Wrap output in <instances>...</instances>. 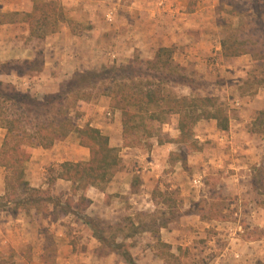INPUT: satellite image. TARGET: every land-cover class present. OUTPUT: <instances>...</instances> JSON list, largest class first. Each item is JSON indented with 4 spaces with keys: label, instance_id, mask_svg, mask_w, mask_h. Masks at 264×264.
Listing matches in <instances>:
<instances>
[{
    "label": "rangeland",
    "instance_id": "374dc122",
    "mask_svg": "<svg viewBox=\"0 0 264 264\" xmlns=\"http://www.w3.org/2000/svg\"><path fill=\"white\" fill-rule=\"evenodd\" d=\"M169 1L178 5L176 16L183 14L192 18V29L189 33L191 42H187L188 44L185 42V45L189 46L193 42L198 45V51L202 52L198 55L192 54L188 59L185 58V63L183 59L178 58L184 51H178V47H172L170 50L172 54L176 55V59L172 58L173 64L181 66L179 62L181 60L182 65H186L185 70L181 73L188 79V84L193 89L192 96L214 97L217 100L215 107L221 108L223 113H226L227 117L233 121L243 123L237 127V130L240 131H235L227 139H224V145L213 138H207L204 141L195 138L198 144L203 141L202 143L205 145L213 146L211 143L213 142L222 152L226 151L225 154L221 155L223 156V160L220 162L222 167H217L215 161L209 162L214 158L221 157L210 154V152H205L202 157L195 152L182 150L183 153H190L191 155V164L187 168L185 167L184 173L178 171L179 165L176 166L171 158L164 174L158 181L157 191L152 196L153 202L155 200L154 203L157 204L150 212L149 209L137 211L136 205H134L136 201L127 199L132 195L131 191L127 189L128 184L135 176L134 173H129L123 178L122 191L120 190L126 194H117L119 196V199L116 200L118 203L112 201L110 205L113 204V206L107 209H105L104 204L98 208L93 206L89 209L93 213L92 217L88 218L92 221L90 227L83 223L85 218L81 215L87 205L85 202H80L79 198L77 199L78 191L71 187L65 192L59 185H54L52 180L57 168L45 169L43 173L45 172L47 175L45 181L47 185L41 191H45L43 196L50 198V204L46 206L49 208L56 207L55 210L59 213L57 216L59 221L57 226L51 227L50 223L39 221L40 217L33 214L30 215L29 219L38 229L43 231L47 264H55L53 257L57 251L55 240L58 237L59 256L72 257L74 259L72 264H126L121 256L112 252L108 243L112 241L123 245L136 264H255L254 261L250 260V262L247 260L240 261L239 258L234 257V254L238 253L244 257L248 255L242 242L247 241L248 237L264 240V228L260 227L264 225V141L260 135L251 133L254 118L261 109H264V73H260L257 69L254 75L250 76L254 65L253 62L250 64L248 56L242 59L232 61L226 59L224 62H220L221 58L215 55L214 49L224 33V25L221 21L228 19L229 4L227 0ZM236 1L244 5L243 9H249V11L259 4L252 0ZM99 2L98 6L103 4L105 7L96 9L95 19L99 24L95 28L99 33H106L107 35L111 33L113 25L116 24L113 22V25H109L108 10L112 11L113 15L115 14V21L122 17L125 18L126 10L112 6L113 3L106 2V0H99ZM110 2L117 3L116 0H110ZM58 5L64 19L57 23L56 30L66 26L72 33L83 34L90 27H94V24L77 23L70 20L69 11L66 7H63L60 2ZM135 27L134 24L131 27L132 30H136ZM210 41H213L211 44L213 48L209 46ZM33 45L34 49L40 52L41 42H35ZM180 47L183 48V46ZM186 55L189 54L186 53ZM127 59L124 56H118V58L113 59V62L109 60L106 64L96 65L95 69L80 70L75 73L95 71L99 74L98 71L100 70L122 68L115 75L122 78V83L130 88L133 84L140 89L144 88L146 84L157 83L151 77L157 78L159 74L153 72L151 63L144 62L147 59H141L136 52L132 55L130 62ZM133 60L136 62L133 63ZM31 61H35V63L29 70L22 68L20 63L22 61L0 62V81L13 85L15 90L20 93H25V88L22 85L25 78L34 79L43 64V61L40 62L39 56H35ZM5 64L9 65L3 66ZM216 64L218 65L215 66ZM209 65H211L210 68ZM14 70H22L24 75L23 73L17 74ZM72 77L73 75L67 76L66 74L59 84V90L65 89ZM254 77L259 81V84ZM167 80V78L162 79L163 82ZM163 84L161 89H164V94L176 95L181 91L178 86L173 87L169 83ZM111 87L106 81H103L82 90L77 97L80 100L78 109L75 108L77 104L74 103V99L69 97L67 99V117L80 118L85 113L86 105L91 108L104 101H109L110 104L107 95L108 90L112 89ZM132 91L137 92L138 90L134 87ZM35 94L38 93L34 92L31 96L37 97ZM115 111L120 114L118 110ZM105 118L108 119L109 117ZM77 121L82 124L83 120L77 119ZM167 122L169 125L163 126L160 122L151 123L147 121L146 128L155 133L153 135L164 133V130L168 131L170 135H174L171 118H168ZM4 133L6 132L4 131ZM73 134L76 136L75 133ZM195 135H198L197 132ZM2 141L3 138H0V146ZM148 141L150 139H148L147 133L141 129L132 138L130 147L144 150L148 148ZM120 166H123L121 159L114 176L116 172L122 169ZM192 179H198L200 185L193 187ZM249 181L252 184H249ZM140 190L139 187L136 188V192ZM163 193H167L166 196H160ZM25 197L29 196L18 191L15 196L8 195V197L0 199V217L2 216L1 212L5 210L16 214L18 206H15V203L20 199H25ZM105 201L104 203H110V199ZM190 205L191 208L188 211L198 212L199 218L196 216L177 217L178 212L181 215ZM41 211L39 210V212ZM41 213L43 214V211ZM72 213L75 214L74 218L71 217ZM168 218L174 220L168 224L166 229L159 230V242H156L155 234L142 232L145 228L156 229L155 225ZM74 221H78L80 224L74 223ZM93 231L99 232L107 240V245L92 240L94 238ZM57 233L59 236L56 235ZM63 239H68L72 248L66 247L67 245L60 241ZM5 255H10L6 258V264H23L19 255L23 256L24 259L29 258L32 255V247L25 240H21L16 252H9Z\"/></svg>",
    "mask_w": 264,
    "mask_h": 264
},
{
    "label": "crops",
    "instance_id": "0c3cea01",
    "mask_svg": "<svg viewBox=\"0 0 264 264\" xmlns=\"http://www.w3.org/2000/svg\"><path fill=\"white\" fill-rule=\"evenodd\" d=\"M39 1H54L58 4L60 2L69 11L68 16L69 19L71 18L70 20L77 23L94 24V27H90L83 34H75L65 26L60 30L47 34L43 40H36L31 37L30 29L24 17L32 12L34 3ZM97 1L99 2V0H0V62L31 61L38 52L34 49L33 44L41 42L39 49L42 54L43 64L37 75L33 76L34 79L25 78L22 84L25 88V93L31 95L37 92L38 94H35L37 96L58 93L59 84L66 74L67 76H71L76 71L95 69L96 65L106 64L109 60L113 62V59L118 58V56H124L130 62L135 52L138 53L141 59L151 60L159 48L178 47V51H184L178 58L183 59L185 63L186 59L191 57L190 55L202 53L198 51V45L193 42L189 46L185 45L187 42H191L189 33L192 29V18L183 14L176 16L178 5L169 0H116L117 3L106 0V2L113 3L111 4L112 6H118L126 10L125 18H119L117 21L114 19L115 14L113 15V12L108 10L109 14H107V18L110 21L109 25H113V22L116 24L113 25L111 33L107 35L106 33H99L97 28H95L99 24L95 19L97 15L96 9L98 7H105L103 4L98 6ZM221 23L224 25L223 21ZM134 24L136 25V30H132L131 28ZM222 39L223 36L220 38V41ZM220 41L214 50L216 52L215 55L221 58L220 62H224L226 59L221 55ZM212 42L210 41L209 43L211 48H213L211 46ZM180 46H183V48ZM186 53L189 55H186ZM173 55V59H176V55ZM246 56L248 55L229 58V60L242 59ZM248 58L251 64L252 60L250 56ZM61 59H63V62H61ZM181 60L179 62L185 69L186 65H182ZM210 67L211 65H209ZM177 86L181 91L175 95L176 97H195L192 96L193 89L190 85L183 84ZM108 102L104 101L98 106L95 105L91 108H88L86 105L85 113L80 118L70 117L75 127L83 128L85 125H88L106 136L109 147L118 151V156H120L119 163L121 159L123 164V166H120L122 169L116 172L115 176L113 175L105 188L88 187L78 190L79 195H77V199L82 196L88 203V206L83 210L81 215L84 218L92 217L93 213L89 209L93 206L98 208L101 204H104L105 209H107L113 206V204L110 205L112 201L118 203L116 201L119 199L117 194H126L121 192L122 180L129 173H134L135 176L133 175L134 177H132V180L128 184L127 189L131 191L132 195H130V199H127L133 202L136 201L134 205H136L137 211L149 209L150 212L156 206L152 200L153 191L157 189L158 181L164 174V170L167 168L171 158L176 163V166L179 165L178 171L184 173L185 167L187 168L191 164V155L190 153H183L182 150L185 152H195L201 156H204L205 152L221 156L226 151L222 152L213 142H211L213 146H207L202 142L207 138H213L218 143L224 145V139H227L235 131H240L237 130V127L243 124L241 121L236 122L227 117V129L221 130L217 127V122L214 119L199 120L191 129L192 141L196 143L197 149L189 150L185 144L174 142L179 137L177 129L179 115L170 114L161 124L168 126V118H171L174 135H170L165 130L163 131L164 133L156 135H153L155 133L152 132L150 136L147 135L148 139H150L147 143L148 148L141 150V148L130 147V142L134 136H128V139H125L121 114L115 110H111ZM262 110L264 109L260 111ZM105 117L109 118L106 119ZM77 119L83 120L82 124L78 123ZM150 122L159 123L158 121ZM4 131L5 129L0 126V138H4ZM195 132H197V136ZM73 133L75 132L68 134L62 141L55 142L50 148L34 145L28 149L29 158L25 163L24 175L25 181L30 188L42 190L47 185L45 183L47 175L43 171L49 167H55L57 171L52 180L53 184L59 185L65 192L70 190L72 187L70 182L56 178L59 172V165L63 162H86L89 159V150L79 145L78 137H76L77 134L75 133L76 136H73ZM195 138H200L203 141H200L201 143L198 144ZM166 139L168 140L166 141ZM207 158L204 159L207 160ZM222 160L223 156L218 159L214 158V160H210L209 162L215 161L217 167H222V163H220ZM5 176V169L0 167V198L5 196ZM135 181L136 185L133 188L132 184ZM191 184L195 187L200 185V181L192 179ZM249 184L252 183L249 181ZM137 187L141 189L139 192H136ZM106 199H110V203L108 202L110 206L108 203H104ZM189 208H191V205L185 209L181 217L196 216L199 218V213L194 210L188 211ZM54 211L56 216H59L56 210L49 207L46 214H42L35 209H30L28 213L17 209L16 214H12L6 210L2 211V216L0 217V258L10 257V255L5 254L16 252L20 241L25 240L32 247V255L26 259L19 255L23 264H47L43 231L38 229L29 217L33 214L40 217L39 221H44L47 224L50 223L51 227H54L57 226L59 221L57 217V220L51 218V213H54ZM71 217L74 218L75 214L72 213ZM78 221L76 222L80 224ZM76 222L74 221V223ZM260 227L264 228V225ZM56 235L59 236V233ZM88 237L93 238L92 236ZM248 238L247 241H242L248 255L244 257L235 252L237 254H234V257L239 258L243 262L244 260H250L254 261L255 264H264V240ZM92 240L96 241L94 238ZM60 241L67 245L66 247L72 248L68 239ZM55 242L57 244V251L53 257L54 263L72 264L74 260L72 257L59 256V237Z\"/></svg>",
    "mask_w": 264,
    "mask_h": 264
},
{
    "label": "trees",
    "instance_id": "16d2710c",
    "mask_svg": "<svg viewBox=\"0 0 264 264\" xmlns=\"http://www.w3.org/2000/svg\"><path fill=\"white\" fill-rule=\"evenodd\" d=\"M252 1H257L259 4L249 11V9H243L244 5L239 1L227 0L228 19L223 20L224 35L220 41L223 58L250 56L254 65L250 76L254 75L257 69L260 73H264V10H262L264 1ZM63 19L60 7L54 1L34 3L32 12L24 17L31 37L36 40H43L47 34L55 31L57 23ZM172 55L170 48H159L151 60L144 61L147 64L151 63V69L160 77L158 76V79L151 77L157 83L146 84L140 89L134 84L130 88L122 83V78L115 75L122 68L100 70L99 74L95 71L75 73L65 89H60L53 95L37 97L20 93L13 85L0 81V124L6 132L0 146V167L6 171L5 196L0 199L8 195L15 196L20 191L29 197L16 202L17 209L26 213L30 209L38 212L42 210L43 214L48 213L46 205L50 204L49 196H43L45 191L30 188L25 181L24 171L25 163L29 158L28 149L34 145L50 148L55 142L65 139L71 132L77 134L79 145L89 150V159L86 162H63L59 165L56 178L70 182L74 187L73 190L76 191L88 187L103 189V186L110 182L119 164L118 151L109 147L107 137L97 129L88 125L77 128L67 117V99L72 97L77 104L75 108L78 109L80 102L77 98L78 94L85 88L103 81L112 86L107 95L110 99L109 108L120 112L125 139H128V136H136L141 129L150 136L152 131L146 128L147 121L162 123L170 114L179 115L177 124L179 137L174 142L185 144L189 150L197 149L196 143L192 141L191 129L199 120L214 119L219 129L226 130L228 118L221 108L215 107L217 100L214 97H176L169 93L164 94V89H161L163 83L177 86L189 82L181 73L185 69L178 64H173ZM36 56L40 57V62L43 61L40 52ZM134 62L136 61L133 60ZM20 63L22 68L29 70L35 61ZM22 70H14V72L22 74ZM161 78L168 80L163 82ZM254 78L258 81L256 77ZM134 87L137 88V92L132 91ZM251 133L260 135L264 141V110L259 111L254 118ZM134 185L136 181L132 184L133 188ZM156 191L155 189L153 194ZM166 194L163 193L160 196H166ZM79 201L88 204L82 196L79 197ZM181 215L180 212L177 213V217ZM51 216L53 220L56 219L55 211L51 213ZM173 220V218L165 219L155 225L156 229L145 228L142 232L155 234L156 242H159V230L166 229ZM83 223L90 227L92 221L85 218ZM93 237L100 244L107 245V240L99 232L93 231ZM108 243L112 252L121 256L126 264H136L123 245L113 241ZM5 262L6 258H0V264H6Z\"/></svg>",
    "mask_w": 264,
    "mask_h": 264
}]
</instances>
